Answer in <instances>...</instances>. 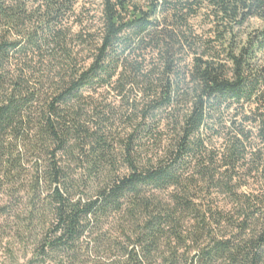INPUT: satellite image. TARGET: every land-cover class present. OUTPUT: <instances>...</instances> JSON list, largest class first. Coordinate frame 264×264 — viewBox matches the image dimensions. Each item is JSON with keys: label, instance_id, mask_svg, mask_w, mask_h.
<instances>
[{"label": "trees", "instance_id": "1", "mask_svg": "<svg viewBox=\"0 0 264 264\" xmlns=\"http://www.w3.org/2000/svg\"><path fill=\"white\" fill-rule=\"evenodd\" d=\"M96 1L0 0L1 249L264 264V0Z\"/></svg>", "mask_w": 264, "mask_h": 264}, {"label": "rangeland", "instance_id": "2", "mask_svg": "<svg viewBox=\"0 0 264 264\" xmlns=\"http://www.w3.org/2000/svg\"><path fill=\"white\" fill-rule=\"evenodd\" d=\"M96 0H80L79 2V6L88 8L90 7L93 11L97 12L98 15V11H97V5H96ZM2 247L6 246L4 242H6L5 240L2 241ZM13 242V241H12ZM17 243H11L12 248H14V254L17 256V260H15L14 258H10L7 255V251L1 249L0 247V264H26V258L23 257V250H18V242L20 241H15ZM29 242V241H28ZM29 250V245L27 246V249Z\"/></svg>", "mask_w": 264, "mask_h": 264}]
</instances>
